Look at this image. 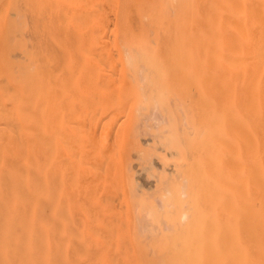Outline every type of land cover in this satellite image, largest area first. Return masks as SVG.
<instances>
[{"label":"bare ground","instance_id":"obj_1","mask_svg":"<svg viewBox=\"0 0 264 264\" xmlns=\"http://www.w3.org/2000/svg\"><path fill=\"white\" fill-rule=\"evenodd\" d=\"M152 1L0 0V264H264V8L220 0L214 19ZM135 21L152 40L124 32L121 47L116 29ZM66 25L113 40L75 51ZM128 145L143 173L161 165L150 194ZM83 178L108 192L75 194Z\"/></svg>","mask_w":264,"mask_h":264},{"label":"rangeland","instance_id":"obj_2","mask_svg":"<svg viewBox=\"0 0 264 264\" xmlns=\"http://www.w3.org/2000/svg\"><path fill=\"white\" fill-rule=\"evenodd\" d=\"M195 2H196V5H195V9L198 11V12H200L204 17H212V18H214V19H219V17H220V15H221V3H220V0H194ZM153 3H157L155 0L154 1H152ZM122 3H123V0H121V2H120V6L122 7ZM257 6L259 7V9L260 10H262L264 7V0H257ZM158 7V6H157ZM129 10H130V12L131 13H133L134 12V10L133 9H135V6L134 5H130L129 6V8H128ZM98 11H104V12H106V13H112V11H111V7H110V5H108L107 6V4L104 6V7H96V12H98ZM12 13V10L10 9L9 10V18L10 19H14V16H13V14H11ZM22 13V12H21ZM261 16V19L263 20L264 19V16H262V15H260ZM261 19H260V21H261ZM27 20V19H26ZM28 21V20H27ZM262 22H264V21H262ZM262 22H259L260 24H258L259 26L257 27V33H258V41H259V43H258V55L260 56V58H261V62H260V65H259V68H258V71H259V76H260V79H261V81L262 82H260L261 83V85H262V87H263V84H264V34H262L263 33V31L262 30H264L263 28H264V24H262ZM130 24H131V26H128V27H122V26H119L117 29H116V39H117V43L122 47V45H123V43H124V32H127V34L130 36V38H132V37H138L139 36V34L141 33V32H143V30H145V32L147 33V36H148V39H151L152 40V37H153V35L154 34H151V33H153L154 31H155V29L154 28H151V27H149V26H140V24H139V22H137V21H135V22H133V24H132V22H130ZM132 25H133V27H132ZM263 26V27H262ZM81 27H76V26H65V42H68L67 44H68V46H72L73 48H74V50L75 51H77L78 49H79V46H80V48H86V49H88V50H92V51H94L96 48H97V46L99 45V41L100 40H105V38H106V40L105 41H107V42H112V40H113V38L111 37L110 39L109 38H107L106 36L104 37V35L105 34H110V32L108 31V30H104V32L101 30H99L98 28H88V27H84V29H80ZM123 28V29H122ZM95 29H96V31H98L99 33L100 32H102V33H100V34H98L99 36L97 37V33H96V31H95ZM83 31H84V34H83ZM107 31V32H106ZM24 32L25 33H22L21 35H17L16 37H15V39H20L21 41H23V42H28V41H30V38H29V35H28V32H27V28L24 30ZM106 32V33H105ZM159 32H162V29L159 31ZM91 33V34H90ZM26 36V37H25ZM95 36H96V38H95ZM100 37L102 38V39H100ZM97 38H98V40H97ZM11 39V38H10ZM108 39V40H107ZM260 39V40H259ZM101 43H103V42H101ZM82 52H83V50H82ZM80 54V53H79ZM75 55H77V53H75ZM81 55V54H80ZM83 55H85V53H83ZM13 57H14V59H21L20 58V55H17V56H14L13 55ZM260 81V80H259ZM151 110H148L144 115H146L147 116V125H145L146 123V116H145V118H144V115H142V116H140V118L138 119V122H137V124H136V126L137 125H139V126H137V130H138V132L139 131H141L142 129H143V127H144V130H142L141 131V133L142 134H140V135H143V131L145 132H147L148 134H150L149 136L146 134L145 135V133H144V136L143 137H140L138 134H137V142H138V144L142 147V148H144V149H147V148H150L151 146H152V140H151V138H152V132L154 131V130H156L157 128H155V126L158 124L157 122L159 121V115H158V117L156 116V115H152L153 113H154V111H152V112H150ZM149 113V114H148ZM151 113V114H150ZM155 114H157V113H155ZM151 116V117H150ZM153 116V117H152ZM157 117V118H156ZM143 118V119H142ZM153 118H154V120H155V118H156V120H157V122L156 121H154L153 120ZM150 119H151V121H150ZM142 121V123L140 124V122ZM153 122H154V124H155V122L157 123L155 126H154V124H153ZM142 125H144L143 127H141ZM159 125V124H158ZM149 126V127H152V128H150L149 129V127L147 128V127ZM138 127L140 128V130L138 129ZM84 136H86V135H84ZM83 137V136H82ZM87 137V136H86ZM85 137V138H86ZM142 140H144V139H146V142H145V140L144 141H142ZM144 138V139H143ZM147 138H149L150 140H147ZM83 139H84V137H83ZM144 142V143H143ZM147 142H149L148 144H146ZM135 152V149L131 146V145H128V147H127V151H126V153H125V155H124V157H125V160H126V162H127V164L128 163H130V167H134L135 166V169L134 168H131V170H132V172H133V177H132V184H133V187H134V189L137 191V193H140V192H142V191H144V193H146V192H149V194L150 193H152L150 190H152V191H154L153 189V187H154V175H156V174H158L159 172H161L162 171V168H161V165L156 161V160H152L151 159V161H150V163H148L147 164V166L146 167H150L151 165H152V163L154 164L153 166H152V168L150 169V170H145V173H146V175H145V173H143L141 170H139V169H142L139 165H137L138 164V162L140 161L139 159L137 160V159H135L136 157L132 154V152ZM133 152V153H134ZM132 155H133V157H135V158H133L132 157ZM132 158V159H131ZM132 161L134 162L133 164H132ZM135 163H137V164H135ZM156 163V164H155ZM158 163V164H157ZM133 165V166H132ZM159 166V169L157 168ZM138 169V171H135V170H137ZM144 169L145 168H143L142 170L144 171ZM148 169V168H147ZM84 170H85V168H84ZM88 169H87V167H86V172H85V175H87V171ZM141 174H140V173ZM148 172V173H147ZM84 174V173H83ZM140 174V175H139ZM149 174V175H148ZM152 178H151V177ZM84 177V176H83ZM146 178V179H145ZM83 181H82V183H81V185H82V187L80 186L79 187V183L80 182H78L76 185H75V194H81V190H82V192L84 191V189H85V186H87L86 184H91L92 183V186L91 185H89V187L87 186L86 188L88 189V190H92V188H93V186H94V189H93V192L95 191V192H97V190L98 189H100V187L98 186L100 183H102V184H100V186L101 187H104L105 186V188H103V190H104V193H105V189H106V186L108 187V185H106V184H104V181H101L100 180V183L95 179V180H92V181H88V183L86 182V184H85V181H86V179L85 178H83L82 179ZM149 180V181H148ZM74 181H77V180H75V179H72V178H69L68 180H67V187H70V184L71 183H74L75 184V182ZM137 181V182H136ZM93 182H94V184H93ZM95 182H96V184H95ZM83 183H84V187H83ZM153 183V184H152ZM102 185H104V186H102ZM96 186H98L97 188L98 189H96L95 187ZM141 186V187H140ZM151 187V188H150ZM81 188H83V189H81ZM138 188V189H137ZM153 188V189H152ZM80 189V190H79ZM149 189V190H148ZM68 190L70 191V188H68ZM88 190H86L85 189V192L84 193H86ZM108 190H109V188L108 189H106V192H108ZM99 191H101L102 192V190L100 189V190H98V192ZM100 192V194H103V192L101 193ZM89 193V192H88ZM148 194V193H147ZM74 195V194H73ZM99 195V194H98ZM70 197H71V194H70ZM74 199H75V195H74ZM87 200V201H86ZM86 200L85 199H83L82 200V198H79V201H78V206H76V208L75 209H77L76 211H75V217L78 219V221H79V224L77 223V226H78V228H79V226H80V231H84V230H88L90 227L88 226V224H90V223H88L87 222V220H84V219H82V222L80 223V221H81V218H80V215H79V213H81V211L79 210L80 208H82L83 210H87L88 208H85L84 209V207H87V205L88 204H84V202H86V203H89L90 204V202L88 201V199L86 198ZM80 202V203H79ZM84 204V205H83ZM82 206V207H81ZM84 206V207H83ZM78 207V208H77ZM80 207V208H79ZM89 208H90V206H89ZM81 209V210H82ZM83 210H82V212H83ZM83 224V225H82ZM81 225H82V227H81ZM87 226V227H86ZM84 227V228H83ZM89 227V228H88ZM86 228H88V229H86ZM83 229V230H82Z\"/></svg>","mask_w":264,"mask_h":264}]
</instances>
